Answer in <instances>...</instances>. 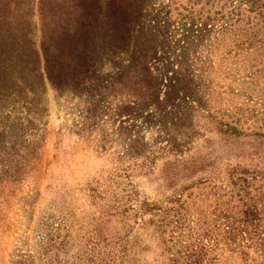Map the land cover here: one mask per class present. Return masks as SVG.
Masks as SVG:
<instances>
[{"label": "trees", "instance_id": "1", "mask_svg": "<svg viewBox=\"0 0 264 264\" xmlns=\"http://www.w3.org/2000/svg\"><path fill=\"white\" fill-rule=\"evenodd\" d=\"M182 1L0 0V177L27 157L17 150L32 143L44 80L74 100L67 114L77 135L94 134L100 148L119 143L125 179L183 153L170 128H193L202 113L218 136L249 144L257 163L225 165L196 182L197 193L182 196L184 187L163 204L138 199L129 181L96 186L98 223L140 221L171 254L168 264H264V0ZM61 224L52 216L36 224L48 264L60 263ZM94 240L91 248H108L99 263L113 264L117 252L127 264L124 246Z\"/></svg>", "mask_w": 264, "mask_h": 264}, {"label": "rangeland", "instance_id": "2", "mask_svg": "<svg viewBox=\"0 0 264 264\" xmlns=\"http://www.w3.org/2000/svg\"><path fill=\"white\" fill-rule=\"evenodd\" d=\"M32 14V32L37 44L35 6ZM42 92L32 120V143L17 150L27 157H16L18 162L13 167L17 170L13 177H0V264H48L47 258L38 254L40 249L35 244L36 224L42 216H52L62 222L59 238L54 240L57 243L66 235L59 264H101L100 260L107 263L105 242L91 248L94 238L99 241L100 236L114 244L115 249L124 246L122 259L127 264H168L171 254L140 221L132 224L128 220L123 225L115 215L103 218L99 224L89 189L96 186L98 191L105 186L112 189L116 184L119 189L129 181L138 199L163 204L177 197L184 187L187 188L182 196L197 193L195 183L218 173L221 176L225 165L237 162L253 165L258 160L251 156L249 144L218 136L205 115L199 113L191 117L192 124H197H191L193 128H170V135L184 147L183 153L157 158L147 170L134 171L125 179L120 176L123 163L119 143L108 142L100 148L94 134L80 137L71 127V116L67 114L74 100L70 101L64 94L57 97L45 80ZM104 128L110 132L109 125ZM140 136L145 143L153 138L150 132ZM194 209L189 208V216L193 217ZM146 219L144 216L143 220ZM169 251L175 250L171 247ZM113 261V264H124L117 252Z\"/></svg>", "mask_w": 264, "mask_h": 264}]
</instances>
